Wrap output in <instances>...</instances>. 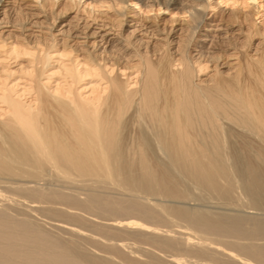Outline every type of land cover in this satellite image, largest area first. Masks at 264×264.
<instances>
[{
    "label": "bare ground",
    "instance_id": "6f19581e",
    "mask_svg": "<svg viewBox=\"0 0 264 264\" xmlns=\"http://www.w3.org/2000/svg\"><path fill=\"white\" fill-rule=\"evenodd\" d=\"M0 264H264V0H0Z\"/></svg>",
    "mask_w": 264,
    "mask_h": 264
}]
</instances>
